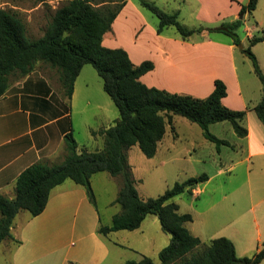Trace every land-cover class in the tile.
<instances>
[{"label": "crops", "instance_id": "obj_1", "mask_svg": "<svg viewBox=\"0 0 264 264\" xmlns=\"http://www.w3.org/2000/svg\"><path fill=\"white\" fill-rule=\"evenodd\" d=\"M198 1L214 4L219 0ZM239 8L240 4L235 8L234 16L238 14ZM142 14L143 11L138 5L132 0H126L114 18L111 30L104 34L102 44L124 48L132 62L136 64L145 59L151 60L153 68L140 76L143 83L171 92L205 97L212 91L214 79L220 78L226 84L227 94L222 98L226 106L248 110L257 103V98L253 102L245 98L242 93L236 73L237 66L231 57L234 48L232 39L228 44L205 38L202 41L192 40L190 37L183 39L178 34L167 33L164 31L165 28L158 33L155 26L150 27L151 34H148L146 30L148 26ZM248 37L250 38L251 35ZM40 64L44 65L41 62L37 63L28 74L12 79L6 91L0 96V194L10 198L14 196L15 180L25 167L37 161L47 163L62 161L66 154L64 145L66 133L71 131L73 134V130L79 127L86 132L89 139L84 140L85 142H80L73 136L78 153L101 150L100 142L103 138L98 134L92 135V131L114 124L119 116L117 108L112 107L108 99L105 101V97L101 96L102 104L95 98V89L100 95L101 90H104L102 81L99 83L91 73L81 75L85 65L74 81L71 97L67 98L63 94L61 85L58 86L49 71ZM64 119H67L66 124ZM178 120L185 127L192 129V124L185 121L186 119L179 117ZM174 122L173 116L172 124L166 125L164 136L158 142L155 154L150 157L151 161H155L158 165H167L178 156H182L183 160L188 162L206 164L205 154L198 152L197 148L210 145L205 141L189 140L183 143L177 141L178 131L176 125H173ZM236 136L233 130L232 137L236 144H240ZM244 138L246 142L241 143V147H244L245 153L240 156L241 158L229 163L227 167L218 163L211 168V171L201 168L202 172L196 176H192L196 172L189 173L188 178L200 174H205L207 178L191 188V193L186 191L190 199L198 198L214 176L226 173L228 170L233 171L237 164L247 163L244 180L221 196L230 199V205L225 207H230L226 210L229 211L228 219L204 238L189 228V224L194 221V214H191L192 220L186 225L188 230L201 241L207 242L218 236L229 238L238 256H244L252 249L253 238L264 240V135L259 142L253 144L251 131L248 128ZM91 140L97 142L96 145L92 144ZM142 154L137 144L131 145L127 150V160L135 182L140 180L136 172L144 159ZM214 162L215 158L212 157L211 163ZM252 163L255 167L253 169ZM176 170L185 171L184 168ZM99 172L102 178L106 180L113 178L112 180L117 182L116 185L120 186L117 177L106 171ZM66 180L51 190L41 213L30 216L26 211L28 215L20 221L15 220L16 215L25 210H20L14 216L11 232L19 243L12 240H3L0 243V264H68L70 261L78 264H117L126 250L139 255L136 259L138 260L143 252L139 249L134 251L132 246L122 239L130 232L143 234L147 220L157 228L156 233L161 234L164 243L169 242L170 235L159 232L160 224L157 216L153 214L147 215L134 230L122 229L107 235L100 234L98 232L100 224L110 225L113 214L120 210V205L119 207L114 205L118 190L113 198L106 202L107 205H113L114 209L107 214L108 220L103 222L98 206L88 200L85 189L72 180L66 183ZM258 180L263 181V184L260 185ZM134 184L140 197H150L143 196L136 183ZM176 196L173 200L178 204L179 210L180 205L175 199ZM239 202L240 206H236ZM203 226H206V223H203ZM263 243L264 241L257 245L253 252ZM162 247L156 252L158 253ZM258 264H264V259Z\"/></svg>", "mask_w": 264, "mask_h": 264}, {"label": "trees", "instance_id": "obj_2", "mask_svg": "<svg viewBox=\"0 0 264 264\" xmlns=\"http://www.w3.org/2000/svg\"><path fill=\"white\" fill-rule=\"evenodd\" d=\"M257 1L241 3L238 17L207 30L230 36L235 45L240 43L237 30L243 24V16L256 7ZM125 2L63 0L54 9L43 34L36 38L26 34L25 23L16 11L0 8V96L12 79L28 74L41 62L55 69L64 95L70 98L81 68L91 64L119 113L114 124L92 131V135L98 134L103 138L101 150L78 153L70 131L64 135L66 154L62 161H37L19 173L14 196L10 198L0 194V243L3 240L19 243L11 232L14 216L20 210L27 211L30 216L41 213L51 190L66 179L82 186L88 200L96 206L90 176L106 171L119 179L120 186L114 202L120 205V210L113 214L110 225L100 224L98 232L107 235L122 229L134 230L147 215L154 214L161 230L170 235L169 242L158 251L157 261L142 255L138 260L127 259L118 264H258L264 259V243L251 255L238 256L229 238L218 236L203 242L185 226L192 216L179 212L173 197L186 191L191 193V188L207 178L205 174L175 182L157 196H139L127 160V150L131 145L137 144L146 157H152L174 115L197 123L204 137L215 142L217 147L222 143L228 144L227 140L212 134L209 125L227 120L236 135L244 137L248 129L241 122L247 110L232 109L222 102L227 89L220 78L214 79V87L205 97L171 92L143 83L140 76L153 68L151 60L145 59L136 64L124 48L102 44L104 34L111 30V24ZM138 2L156 15L158 33L173 25L186 39L201 30L186 28L178 20L177 11L167 12L148 0ZM260 40L264 37H250L249 45L242 50L252 60L254 71L262 83L263 96L252 109L264 123V75L250 49ZM68 264L78 263L70 261Z\"/></svg>", "mask_w": 264, "mask_h": 264}, {"label": "rangeland", "instance_id": "obj_3", "mask_svg": "<svg viewBox=\"0 0 264 264\" xmlns=\"http://www.w3.org/2000/svg\"><path fill=\"white\" fill-rule=\"evenodd\" d=\"M148 1L154 2L167 12L178 11V20L186 28L193 30L201 28L200 31L194 32L189 36L192 40L202 41L203 38H205L214 42L228 44V42L231 40L230 36L216 30L208 31L207 28L219 26L222 22L231 21L232 18L238 17V15L234 16L235 8L241 3H246L248 0H219L214 4L201 3L198 0ZM62 2L63 0H46L45 2H36L35 0H0V8L16 11L25 23L26 34L31 38H36L43 34L47 22L54 12V9ZM132 2L138 5V7L143 11L142 17L148 26L146 29L147 33L151 34L150 27L157 26L158 19L156 15L147 8L141 6L138 0H132ZM164 31L179 35L173 25L166 26ZM237 32L241 39L240 43H242V47L240 48L238 46L239 43L236 45L234 44L231 57L234 59V63L237 66L236 73L238 74L240 85L242 87V93L245 98H249V100L253 102L257 98L256 102H259L263 96L262 83L254 71L252 60L242 49L243 47H247L249 45V37L247 38L248 35H251V37H264V0H258L256 7L251 12L243 16V24L238 28ZM127 38L130 39L128 35ZM250 49L255 55L259 68L264 75V40L255 42L250 46ZM40 65L49 71L48 73H50L56 84L60 86L61 84L58 78V73L55 71V69L49 68V66L46 64ZM87 73H91L99 83L102 81L91 64H85L81 75H86ZM94 92L95 98L102 104V97H105V101L108 99L107 101H109L112 107L116 109L111 98L104 90H101V95L98 94L96 89ZM251 104L252 103H250V105ZM174 117L175 122L173 125H176L178 131V138L176 139L177 141L182 143L189 140H193L195 142L205 141L207 145H210L197 148L198 152H203L205 154L207 163L204 164L194 161L188 162V160H183L182 156H178L177 159H175L170 164L158 165L155 163V161L152 162L150 158L142 154L144 159L142 162H140L138 171L136 172L140 180H136L134 183H136L139 192L143 196H157L163 193L166 189L170 188L175 182H180L188 178L187 176L189 173L191 174L196 172L194 175H192L196 176L202 172L200 171L201 168H206L204 170L211 171V168L213 166H217L218 163H221L227 167L229 163L235 162L245 153L243 149L244 147H241V143L246 142V139L244 137L236 136V139L240 141V144L235 143V139L232 137L233 128L229 121L224 120L214 122L209 125V130L212 134L221 138H225L230 142H228V144L222 143L217 147L215 142L204 137L202 129L197 123L191 122L182 116L174 115ZM179 117L186 119L185 121L191 123L192 129L187 126L185 127V125L178 120ZM63 121L65 124L67 123V119H64ZM241 123L247 129H250L251 140L253 144L259 142L262 139L261 137L264 135V123L258 118L256 112L252 108L246 111L245 117ZM73 136H75L80 142H85L84 140L89 139H87V134L81 127L73 130ZM91 141L92 144L94 143V145H96L97 142L95 143L93 140ZM100 143L103 147V141ZM81 144L82 143H80V145ZM212 152L214 155H212ZM212 157L215 158L214 163H211ZM219 158L222 160H219ZM245 165H247L246 162L239 165L237 164L233 171L228 170L226 173L214 176V178H212L207 184L204 192L199 195L200 197L198 198L190 199L186 192L176 196L175 199L180 205L179 212H189L190 214H194V221L193 223L189 224V228H191L190 230L192 232H198V235L201 238H204L207 236V234L214 231L216 227L218 228L225 220L228 219L227 217L229 216V211L226 210H228L230 207H225L230 205V199L222 198L221 196L232 189L233 186L240 184L242 180H244L246 173ZM168 167H170V169H167ZM178 168H184L185 171L178 172L176 170ZM253 168H255L254 163H252V169ZM101 175L102 174H100V172L92 174L90 184L95 195L96 206H98L102 221L106 222L108 220L107 214L114 209L113 205H107L106 202L113 198V195H115V192L119 189V186L116 185L117 182H115V180H112L113 178L106 180L102 178ZM260 179L261 178H259V180ZM259 180L257 182L262 185L263 181L259 182ZM117 181H119V179ZM65 182L69 183L71 181L66 180ZM260 187L262 188L263 186ZM214 189L216 190L215 192ZM239 204L240 202L236 203V206H240ZM114 205L119 207L118 203ZM197 210L199 213H197ZM26 215H28L26 211H20L19 214L16 215L15 220L20 221ZM187 222L185 223V226L188 224ZM203 223H206V226H203ZM156 230L157 228L151 225L149 220H147L143 234H134L130 232V234L127 237H123L124 239L122 240L123 242L130 244L134 251L139 249L143 252L141 255L150 256L152 259L157 261L156 250L161 246H165L166 243H164L161 234L156 233ZM159 232L168 236V234L161 229ZM263 241V239L253 238L251 243L252 249L249 250L245 255H251L255 250L254 248H256L257 245H260ZM203 242H206V240H203ZM138 256L139 255H135L132 251L126 250V253L124 252L121 256V261L118 259L117 262L121 263L127 259H137Z\"/></svg>", "mask_w": 264, "mask_h": 264}, {"label": "water", "instance_id": "obj_4", "mask_svg": "<svg viewBox=\"0 0 264 264\" xmlns=\"http://www.w3.org/2000/svg\"><path fill=\"white\" fill-rule=\"evenodd\" d=\"M238 46L241 48L242 47V43H239Z\"/></svg>", "mask_w": 264, "mask_h": 264}]
</instances>
